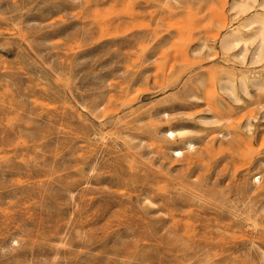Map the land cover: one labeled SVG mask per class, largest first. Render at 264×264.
Instances as JSON below:
<instances>
[{"label": "rangeland", "instance_id": "374dc122", "mask_svg": "<svg viewBox=\"0 0 264 264\" xmlns=\"http://www.w3.org/2000/svg\"><path fill=\"white\" fill-rule=\"evenodd\" d=\"M0 264H264V0H0Z\"/></svg>", "mask_w": 264, "mask_h": 264}, {"label": "bare ground", "instance_id": "6f19581e", "mask_svg": "<svg viewBox=\"0 0 264 264\" xmlns=\"http://www.w3.org/2000/svg\"><path fill=\"white\" fill-rule=\"evenodd\" d=\"M262 21V20H261ZM263 23V22H262ZM233 41H235V40H233ZM262 45V44H261ZM259 56V53H257V57ZM182 130V129H181ZM183 131V130H182ZM184 133H186V132H184ZM166 135H167V137H170L171 139H175L177 136H182V137H184L183 135V133L181 132V131H179V132H175V131H173V130H168L167 132H166ZM185 144L187 145V147L188 148H192L193 147V143H190L189 141H185ZM174 152L175 153H177V156H182L183 155V150L182 149H176V150H174ZM153 203V202H152Z\"/></svg>", "mask_w": 264, "mask_h": 264}]
</instances>
